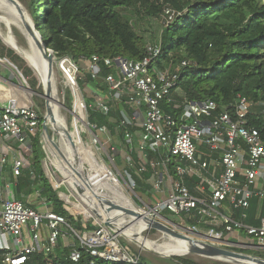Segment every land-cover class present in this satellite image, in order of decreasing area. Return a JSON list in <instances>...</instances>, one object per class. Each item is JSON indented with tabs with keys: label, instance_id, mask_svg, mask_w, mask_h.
<instances>
[{
	"label": "built area",
	"instance_id": "obj_1",
	"mask_svg": "<svg viewBox=\"0 0 264 264\" xmlns=\"http://www.w3.org/2000/svg\"><path fill=\"white\" fill-rule=\"evenodd\" d=\"M166 16L167 23L173 21L171 10ZM51 53L75 98V126L78 97L91 145L104 151V162L114 164L121 157L129 171L125 170V176L116 165L107 168L95 154L97 159L122 189V183L128 186L140 202L139 210L147 214L145 218L165 224L164 212L190 220L195 217L196 227L185 229L194 239L234 252L264 250V215L259 216V226L246 222L252 201L264 203V143L259 130L251 126L253 105L246 97L238 95L223 108L211 100L189 101L179 85L180 69L188 63L176 69L171 64L160 67L163 50L158 45H149L139 61L99 56L57 59ZM88 77L92 82L87 83ZM81 82L88 86L83 98ZM18 88L5 78L0 82V140L9 136L17 141L21 155L32 156L36 139L44 171L53 182L43 158L42 118L33 96ZM92 112L104 115L109 126L91 122ZM98 130L115 144L112 155L106 153ZM8 165V155L0 153V264H33L35 255L46 260L61 245L70 249L74 263L82 259L84 250L109 263H139L141 256L125 246L106 222L97 220L101 223L97 228L76 231L72 220L81 222V213L70 195L69 201L59 195V186L49 182L66 216L51 210L44 198L36 200L34 207L12 197L10 192L13 189L15 194L26 162L14 155L10 175ZM145 173L150 175L146 180ZM135 177L149 186L147 202L137 195L140 187ZM224 211L239 214V218Z\"/></svg>",
	"mask_w": 264,
	"mask_h": 264
},
{
	"label": "trees",
	"instance_id": "obj_2",
	"mask_svg": "<svg viewBox=\"0 0 264 264\" xmlns=\"http://www.w3.org/2000/svg\"><path fill=\"white\" fill-rule=\"evenodd\" d=\"M37 3L43 5L41 15ZM30 5L36 28L57 59L99 56L139 61L149 45L159 43L163 50L160 67L171 64L176 69L182 62L188 63L180 69L179 85L189 101L211 100L223 108L234 103L238 95L246 97L253 105L251 126L259 130L264 143V0H31ZM167 10L174 13V18L162 25L159 19H166ZM0 58L16 64L18 56L0 43ZM167 111L172 112L169 108ZM92 116L93 123L109 126L103 115L92 112ZM76 123L79 125L78 120ZM82 129V125L77 126L72 132L78 154L100 184L120 191L104 165L99 160L88 159L80 139ZM37 148L35 139L36 171L30 170V174L23 171L17 179L15 198L28 206H32L30 203L36 196L44 198L51 203V210L66 216L63 203L45 176ZM22 157L27 160L26 156ZM155 202L153 199L152 205ZM257 205L258 201L253 200L246 221L249 225H255ZM260 215H264V205ZM163 217L196 227L195 217L190 220L169 212H164ZM72 226L81 231L87 229L73 220ZM258 254L264 259V252ZM69 257L70 249L61 245L49 259L35 255L33 260L36 264H133L94 259L85 250L78 263ZM200 259L170 257L157 263L141 257L137 264H152V261L154 264H233Z\"/></svg>",
	"mask_w": 264,
	"mask_h": 264
},
{
	"label": "rangeland",
	"instance_id": "obj_3",
	"mask_svg": "<svg viewBox=\"0 0 264 264\" xmlns=\"http://www.w3.org/2000/svg\"><path fill=\"white\" fill-rule=\"evenodd\" d=\"M17 1L21 6V13H19L14 7L10 6L6 2L0 0V43L3 46H5L6 48L11 49V50H13L11 47L16 48L17 51L19 52V53H17L16 51L13 50L16 53V55L18 56V58H16V61H15L16 64L12 63L8 59L0 58V79L3 81V79L5 78L10 82H13V83L19 85L20 86V88H18L19 92H22L26 96H33V102L36 106V109L40 113V116L42 118V123H44V118L46 117V100L43 97L45 94V90L43 88L40 76L38 75L37 71L33 67V64L29 61V58H28V55L31 54L32 49H31V42L26 35L27 32L25 29V24H27L32 29L34 27H36L34 18H33L32 13H31V5H30L31 0H17ZM37 6H38L37 10L41 12L40 13V15H41L43 5L41 3H37ZM40 15H39V18H40ZM159 22L162 25H165L166 19L164 17H162L159 19ZM156 45H159V43H156ZM54 80H55V84H57L56 85L57 95H58V99H59V102L61 105V110L60 111L58 110V111L60 112L61 117H63V119L65 121L66 126L64 128L68 129L69 132L71 133V136H73L72 132H75L77 126H81V122H79V125L76 123V126H75V116H74L75 98H74V95H73L70 87L68 86V83H67L65 77L63 76V74L60 72L59 68L56 65L54 68ZM54 80H53V82H54ZM85 80L88 83V80L87 79H85ZM84 83H85V81H84ZM84 83L81 82V86H80L81 91H79V92H80L81 98L85 97L83 95V93L88 92V86H84ZM71 97H72V99H71ZM77 102H78V97H77ZM77 110L79 111V108H78V104L76 103V113H78ZM92 117L93 116L91 113V118ZM103 117H105V116L103 115ZM105 119H106V117H105ZM90 120H91V122H93L92 119H90ZM104 122H105V120H104ZM100 126H102V125L100 124ZM42 133H43V130H42ZM49 133H50L51 137L55 139L59 148H62L63 143L60 139V136L56 133V130L51 128ZM97 133L102 138V145L104 146L106 153H110L112 155L111 151L113 150L112 148H113V146H115V144L112 145L111 142L109 141L108 136L101 133L99 130L97 131ZM90 138H91V135L86 134V132L83 131V129H82V131L80 133V139H81V142L85 146V149L87 151L86 154L88 155V159L90 158V160L96 161L97 160L95 157V154H96L97 157L99 158V160L107 168L114 169L115 168L114 165H116L117 168H119L122 171V173L126 176L125 170L129 171V169L126 167L123 159L121 157H116V162H114V164L112 162H110L109 160H106L104 162L101 159L104 151H102L101 149L98 150L97 147L94 145L93 146V149L95 152V154H94L93 149L90 146V141H89ZM118 140L119 139L116 138V139H114V142H118ZM49 141L52 143V145H53L52 148H53L54 153H55L54 143L49 139H45L44 143H45L46 151L43 148V150H44L43 151V158H44L45 162L47 163L48 170L52 171V172L54 171L56 173L57 179L55 178V180L53 182L50 181V179L47 177V175L44 171V167H43L44 161H41L43 171L45 173L47 180L52 185L55 184L56 187L59 186L62 191H64L66 194L71 196V202H74L75 204L77 203L84 210L83 212H81L76 208L77 211H79L81 213V224L84 226V222L86 223L85 228H87V229L97 228L101 223L98 222L99 220L96 218V216L88 209V207L82 202L81 198L74 192V190L71 187L74 185V179H75L74 171L66 163V161L63 160L62 158L60 159V164L57 163L56 158L54 156V153L51 150L52 149L51 143ZM34 150H36V148ZM53 159H54L55 164L53 162ZM29 161L31 164L30 168L23 169V171L28 170L29 171L28 173L30 174L32 170L36 171L35 159H34L33 155L30 157ZM84 165H85L84 167H86V169H90L89 166L86 165L85 163H84ZM60 168L63 169L64 172L67 174L66 178H64L58 172V170H60ZM8 170H9V168H7V171ZM79 173H80V171H79ZM149 176H150L149 173H145L143 175L145 180L148 179ZM93 177L98 182L99 186H101L107 194L111 195L120 205H122L125 208L132 209L130 206V203H132L134 205V207L135 206L137 207V208L135 207L136 209H133L134 211H136L137 213H140V214H144L142 211L139 210L140 209V206L138 205L140 203L139 200L128 189V186L125 183H122V187H123V189H122L119 186V182L117 181V179L115 180L116 185L120 189V191L118 192L115 190H111L110 188H108L106 186H103L102 184H100V182L98 181L96 176L93 175ZM135 179L138 181V184L140 187V189L137 191V195L139 197H141L144 202H147L148 194H149V186H147L145 183L141 182L137 177H135ZM56 181H57V183H56ZM81 188H82V186H81ZM16 189H17V187H16ZM82 190H83V188H82ZM10 194L12 197H14L13 189L11 190ZM24 194H25V192H23L21 195H24ZM224 213L227 215H231L235 218V215L233 212L224 211ZM177 217H179V216H177ZM126 218H130V216H126ZM163 220H164L163 222H165L166 225L174 228L177 232L185 234V235L188 234V233H186V230H185L187 228L186 226H183L182 224H179L176 221H170L169 220L170 222L173 223L172 224V223L167 222L165 219H163ZM120 222H123V221L120 219ZM128 222L131 225H133L132 224L133 221L129 220ZM142 222L143 221L139 220L134 226L135 227L137 226L139 229L142 230V237L144 239L153 241V242H155V244L157 246L166 247L169 250L172 249V250L178 251V250L187 249L186 247L181 248L182 245L179 243H175V244L171 243L170 244L171 241H174V238H172L168 235H165L160 231L150 230V229L147 230L146 226L143 225ZM74 229L78 232H80L82 230V229L78 230L76 228H74ZM87 229H85V230H87ZM194 236L195 235H193V237ZM228 237H229V235L226 236L227 239H228ZM229 240L233 241L232 239H229ZM122 242L125 246H127L129 249H131V251H133L136 254H139L142 258L144 257V258H147L148 260L151 259L157 263H159L157 260L165 258L162 255H159L155 252L146 250L141 245H138L137 243H134V242L124 238L123 236H122ZM237 252H241V253L250 255L252 257L263 259V258L258 256L259 255L258 253L264 252V250L257 249L253 252H251V251L249 252L246 249L245 250L238 249ZM194 258H196L198 261L201 260L200 257L194 256ZM153 261H152V264H154Z\"/></svg>",
	"mask_w": 264,
	"mask_h": 264
},
{
	"label": "bare ground",
	"instance_id": "obj_4",
	"mask_svg": "<svg viewBox=\"0 0 264 264\" xmlns=\"http://www.w3.org/2000/svg\"><path fill=\"white\" fill-rule=\"evenodd\" d=\"M26 35L31 42V49H32L31 54L28 55L29 61L33 64V67L35 68L38 75L40 76L43 88L46 91L48 89V61L46 59H44L42 53L40 52V50L35 45L33 38L30 35H28L27 33H26ZM56 85L57 84H55V80H54V82H52V99L50 102L52 103V106L54 109L57 124L59 126H61L62 129H65L64 128L66 126L65 121H64L63 117H61L60 112H59L61 110V105H60V102L58 99ZM77 104L79 107V112L77 113L79 115L77 116V120L79 122H81V125L83 127V131H85L84 125H83L84 115L82 113L81 102H80L79 98H78ZM62 129L60 131L58 130L57 132H58V135L60 136V139L63 143V147L59 148V150H58L54 146L56 161L58 164H60V159L62 158L63 160L66 161V163L74 171V175H75L74 185L73 186L70 185V186L72 187L74 192L81 198L82 202L88 207V209L96 216V218L99 221H103V222L108 223V221L110 219H116L117 222L115 223L114 228H111L110 226H108V227L116 235L119 236V239L122 240V236H123L124 238H126V239H128L134 243H137L138 245H141L146 250L155 252V253L162 255V256H171L172 257L173 255L183 254L188 249H190V247L192 245L190 242H188L186 240L174 239V241H171L170 244L171 243L172 244L179 243L182 245L181 248H184V247L187 248L185 250L175 251L172 249L169 250L166 247H159L155 244V242L144 239L142 237V230L139 229L137 226L135 227L134 225L140 220V221H143L142 223H143V225L146 226V229H147L148 221L145 218L147 214H141V215H143V217L140 216V217L126 218L125 213L118 211V210H110L109 206L105 203V201L109 200V201H112L114 204H117V205H120V204L113 197H111V195L105 193L103 188L101 186H99L98 182L94 179L90 169H87V171H88L87 178L86 179L83 178V176H82V169L83 168L82 167L85 166L84 161L82 160V158L78 154L74 144L69 142L68 139H66L63 136V130ZM45 138L49 139V137L46 135L44 136V139ZM90 146L93 149V146L91 145V143H90ZM43 148L46 151L44 140H43ZM93 153H94V150H93ZM95 157H96V155H95ZM53 162H54V159H53ZM54 164H55V162H54ZM79 171H80V173H79ZM48 172H49L50 178L53 181L55 180V178L57 179L56 173L54 171L52 172V171L48 170ZM58 172L64 178L67 177V174L64 172L63 169L60 168V170H58ZM56 183H57V181H56ZM81 186H82L83 190H82ZM58 193L61 197H63L64 199H67L69 201V197L67 194H65L64 192H58ZM72 204L79 211H81V212L84 211L80 207V205H78L77 203L75 204L74 202H72ZM120 206H122V205H120ZM131 210H133V209H131ZM119 218L123 222H120ZM129 220L133 221V223H132L133 225H131L128 222Z\"/></svg>",
	"mask_w": 264,
	"mask_h": 264
},
{
	"label": "water",
	"instance_id": "obj_5",
	"mask_svg": "<svg viewBox=\"0 0 264 264\" xmlns=\"http://www.w3.org/2000/svg\"><path fill=\"white\" fill-rule=\"evenodd\" d=\"M2 1L14 7L19 13H21V6L17 0H2ZM25 29L27 34L33 38L35 45L42 53L44 59L48 61V89L45 91V94L43 96L46 100V117L44 118L43 130L45 134L52 140L56 149L59 150V146L52 139L49 133L51 128L56 130L57 134H58L57 131L58 130L60 131L62 129V127L57 124L54 109L52 103L50 102L52 99V82L54 80L55 57L51 53V50L48 48L46 43L43 41V38L38 32L36 27L32 29L27 24H25ZM11 48L17 53H19L16 48L13 47ZM62 130H63V136L66 139H68L69 142L73 143L72 136L69 130L68 129H62ZM82 168H83L82 176L84 179H86L88 176V171L86 167H82ZM105 203L109 206L110 210L121 211L125 213L126 216H130V217L141 216V214H138L137 212L131 209L114 204L112 201L107 200L105 201ZM162 218L165 219L167 222L172 223L169 220H167L165 217L162 216ZM146 220L148 221V229L160 231L163 234L168 235L174 239L186 240L191 243L192 246L185 253L179 255H173L172 257L196 256L204 259L225 261L233 264H264V259H260V258L252 257L247 254L238 253L228 249L216 247L214 245L198 241L193 237H191L190 235L179 233L174 228L169 227L168 225L160 221H154L152 219H147V218ZM116 222H117L116 219H110L107 225L110 226L111 228H114ZM163 257L170 258L171 256H163Z\"/></svg>",
	"mask_w": 264,
	"mask_h": 264
},
{
	"label": "crops",
	"instance_id": "obj_6",
	"mask_svg": "<svg viewBox=\"0 0 264 264\" xmlns=\"http://www.w3.org/2000/svg\"><path fill=\"white\" fill-rule=\"evenodd\" d=\"M0 81H2L1 79H0ZM79 108V107H78ZM79 112V111H78ZM45 139H47V138H45ZM45 139H44V141H45ZM50 142V141H49ZM51 143V142H50ZM53 147V145H52V143H51V148ZM52 151H53V153H54V150H53V148L51 149ZM0 153H2V154H6V155H8V158H9V165H8V168H9V170L7 171L8 172V175H10V170H11V166H12V160H13V157H14V155L16 156H19V157H22V156H26L27 157V160H25V162H26V168L25 169H27V168H29L30 166V164H29V160H30V157H31V154H29V153H22V155L20 154V152H19V150H18V143H17V141L15 140V139H13V138H11V137H9V136H4V138L2 139V140H0ZM54 156H55V153H54ZM53 156V157H54ZM23 158V157H22ZM24 159V158H23ZM105 167V166H104ZM106 168V167H105ZM106 172H107V174H108V176L109 177H111L112 179H114V182H115V180H116V178L113 176V174H111V172L106 168ZM10 178H11V176H10ZM13 180V179H12ZM118 192H119V190H117ZM59 192H63L62 190H60ZM106 193V192H105ZM14 197H15V194H14ZM112 197V196H111ZM38 199H40V198H38L37 196L31 201V203L30 204H32V206L34 205V207H35V202H36V200H38ZM263 205H264V203H262V202H259L258 201V205H257V208H256V211H255V220H253V222H254V224L255 225H252V226H259V216H260V214H261V209H262V207H263ZM130 206H131V208L132 209H136L135 207H134V205L132 204V203H130ZM41 210V209H40ZM235 215V218H237V214H234ZM168 220V219H167ZM229 239H230V237H228ZM196 240H198V239H196ZM243 242H245V241H247V239L246 238H243ZM198 241H200V240H198ZM246 250H248L249 252L251 251V252H253V251H255V250H253V249H251V250H249V249H246ZM237 252V251H236ZM238 253H241V252H238ZM244 254V253H243Z\"/></svg>",
	"mask_w": 264,
	"mask_h": 264
}]
</instances>
